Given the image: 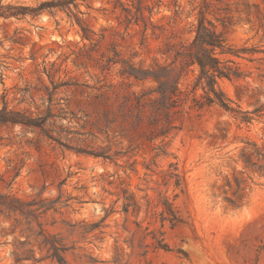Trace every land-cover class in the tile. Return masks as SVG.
<instances>
[{"label": "rangeland", "instance_id": "rangeland-1", "mask_svg": "<svg viewBox=\"0 0 264 264\" xmlns=\"http://www.w3.org/2000/svg\"><path fill=\"white\" fill-rule=\"evenodd\" d=\"M121 2L135 11L131 0ZM145 4L153 9L145 15L162 29L158 39L142 22H129L117 0L81 5L89 38L67 12L0 18V110L47 119L46 133L0 128V194L59 200L46 223L72 248L67 264H264V0ZM202 10L227 47L241 52L221 57L241 77L222 78L219 86L251 120L217 105L196 107L193 98L203 91H193V67L179 82L185 102L178 129L149 139L154 129L126 124L121 105L157 83L127 72L170 64L173 57L162 49L190 43ZM77 149L106 152L111 160ZM170 172L180 176L179 186L164 179ZM161 196L178 221L162 220ZM126 197L137 205L128 214ZM9 227L0 217V264H17ZM147 228L152 234L143 238ZM153 234L167 250L156 248Z\"/></svg>", "mask_w": 264, "mask_h": 264}, {"label": "trees", "instance_id": "trees-1", "mask_svg": "<svg viewBox=\"0 0 264 264\" xmlns=\"http://www.w3.org/2000/svg\"><path fill=\"white\" fill-rule=\"evenodd\" d=\"M87 1L45 0L34 7L14 6L11 4L3 6L1 4L0 18L36 17L43 13L67 12L82 27L83 37L89 38L91 31L83 26L84 23L79 17V15L83 14L80 11V7ZM145 1L136 0L135 2L131 0L135 11L121 2V0H117V4L127 13L129 22H142L144 32L146 33L149 29H152L153 35H156V39H158L159 36L156 32H161L162 29L155 26L151 18L145 15L146 11L149 14L153 12V9L146 5ZM0 3H2V0H0ZM206 7L207 4L204 3L202 8ZM199 15L200 18L195 30V37L190 43L180 45L167 43L162 49L161 52L164 55L173 57L170 64H156L149 70L131 67L127 72L130 77H134L138 81L153 79L157 83V88L154 91L133 99L126 97L121 105L123 120L126 124L138 128L147 122L154 129L151 131V134L156 135L149 136V139H154L158 136L166 137L172 131L178 129V126L175 125L176 117L183 112L182 106L185 102L183 92L179 88V82L184 72L193 67L198 69L193 91L195 92L198 89L203 91V94L199 98L196 96L193 98L196 107L202 109L206 106L217 105L228 112L243 115L242 120L245 122L251 120L248 113H243L232 108L230 99H228L219 86V80L222 78L231 79L241 77L239 68L225 65L221 57L223 55L238 56L241 52L233 51L227 47L223 36L216 30L212 22L205 18V12L203 10ZM153 93L157 94L158 98L154 100L147 99ZM46 121L47 119L45 118H34L26 112L9 110L7 106L0 110V128H15L18 126L27 131H41L42 133H46ZM48 137L54 140L51 136ZM66 147L71 149L69 146ZM77 152L111 160V157L107 156L106 152L82 149H77ZM167 176L169 179H175L177 186L180 185L181 181L178 174L170 172L168 175H165L164 179ZM125 201L124 212L126 214L129 213L130 209L135 210L137 208L132 198L126 197ZM58 202L59 200L42 198L41 195L32 199H24L12 195L0 194V217H3L10 223V227L7 229L8 234L15 236L18 242L17 251L14 253L17 264L24 262L37 264L47 260L57 264H67V256L72 248L67 246L58 234L49 231L46 223L48 213L51 210H56L55 206ZM160 202L165 209L160 214L162 220H169L171 222L178 221L169 199L161 196ZM148 203L151 204V201L148 200ZM166 215H169L170 218H167ZM103 222L92 225L91 229H98ZM137 225L142 230L141 225ZM142 233L144 235L143 238L152 234V232L148 231V228L144 229ZM153 235V239L157 243L156 248L167 250L168 246L162 240H158L155 234ZM38 254L39 257H37Z\"/></svg>", "mask_w": 264, "mask_h": 264}]
</instances>
